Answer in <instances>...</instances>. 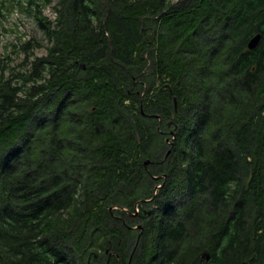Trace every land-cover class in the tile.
Masks as SVG:
<instances>
[{
  "label": "trees",
  "instance_id": "1",
  "mask_svg": "<svg viewBox=\"0 0 264 264\" xmlns=\"http://www.w3.org/2000/svg\"><path fill=\"white\" fill-rule=\"evenodd\" d=\"M53 10L0 57V264H264V0Z\"/></svg>",
  "mask_w": 264,
  "mask_h": 264
},
{
  "label": "rangeland",
  "instance_id": "2",
  "mask_svg": "<svg viewBox=\"0 0 264 264\" xmlns=\"http://www.w3.org/2000/svg\"><path fill=\"white\" fill-rule=\"evenodd\" d=\"M56 2L57 0H50L47 5L34 8L38 9L44 18L51 21L53 20V8ZM26 7L25 3L17 4L12 0H0V57L8 56L11 60L19 61L24 59L28 54H45L48 42L44 38V33L34 16L36 10L33 7L31 9H26ZM27 41H31L33 47L28 51H23L22 46ZM171 125L169 126L168 123L169 127L164 126L162 129L165 132L163 139L167 152L174 141L172 133L170 135L167 134L174 129V126ZM163 160L165 162L166 158L164 157ZM159 183V186L163 184L162 181H159ZM205 254L206 252L203 253V255Z\"/></svg>",
  "mask_w": 264,
  "mask_h": 264
},
{
  "label": "water",
  "instance_id": "3",
  "mask_svg": "<svg viewBox=\"0 0 264 264\" xmlns=\"http://www.w3.org/2000/svg\"><path fill=\"white\" fill-rule=\"evenodd\" d=\"M259 41H260V35H259V34H258V35H255L254 37H252V38L248 41V43H247V48H248L249 50L256 49V48L258 47V45H259ZM173 101H174V106H175V108H176V100L174 99ZM169 154H170V150H168V152L166 153L165 158H166ZM149 163H150V160H146V161L144 162V166H147ZM159 178H160V177H156L155 179H159ZM164 179H165V177H164ZM158 187H159V186L155 187V189H157ZM137 204H138V203L135 204V208H136Z\"/></svg>",
  "mask_w": 264,
  "mask_h": 264
},
{
  "label": "flooded vegetation",
  "instance_id": "4",
  "mask_svg": "<svg viewBox=\"0 0 264 264\" xmlns=\"http://www.w3.org/2000/svg\"><path fill=\"white\" fill-rule=\"evenodd\" d=\"M162 133L164 134L165 132H164V131H162Z\"/></svg>",
  "mask_w": 264,
  "mask_h": 264
}]
</instances>
